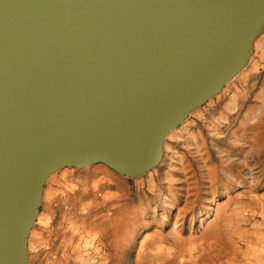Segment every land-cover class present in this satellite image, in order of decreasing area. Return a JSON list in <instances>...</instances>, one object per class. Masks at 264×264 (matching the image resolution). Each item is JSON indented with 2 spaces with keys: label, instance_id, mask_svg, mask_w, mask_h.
<instances>
[{
  "label": "water",
  "instance_id": "95a60500",
  "mask_svg": "<svg viewBox=\"0 0 264 264\" xmlns=\"http://www.w3.org/2000/svg\"><path fill=\"white\" fill-rule=\"evenodd\" d=\"M263 28L264 0H0V264H29L52 173L154 168Z\"/></svg>",
  "mask_w": 264,
  "mask_h": 264
},
{
  "label": "rangeland",
  "instance_id": "374dc122",
  "mask_svg": "<svg viewBox=\"0 0 264 264\" xmlns=\"http://www.w3.org/2000/svg\"><path fill=\"white\" fill-rule=\"evenodd\" d=\"M29 264H264V28L245 65L136 176L106 165L46 180Z\"/></svg>",
  "mask_w": 264,
  "mask_h": 264
}]
</instances>
